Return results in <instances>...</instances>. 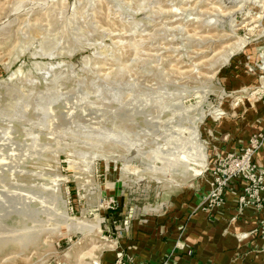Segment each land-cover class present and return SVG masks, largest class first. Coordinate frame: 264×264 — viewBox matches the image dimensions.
<instances>
[{
    "label": "rangeland",
    "instance_id": "obj_1",
    "mask_svg": "<svg viewBox=\"0 0 264 264\" xmlns=\"http://www.w3.org/2000/svg\"><path fill=\"white\" fill-rule=\"evenodd\" d=\"M263 52L264 0H0V264H78L92 243L114 246L105 264L120 206L210 187L264 103V71L245 67ZM200 146V175L152 179Z\"/></svg>",
    "mask_w": 264,
    "mask_h": 264
},
{
    "label": "crops",
    "instance_id": "obj_2",
    "mask_svg": "<svg viewBox=\"0 0 264 264\" xmlns=\"http://www.w3.org/2000/svg\"><path fill=\"white\" fill-rule=\"evenodd\" d=\"M258 107L254 126L239 132L238 141L222 153L240 152L254 135L264 131V103ZM237 131L232 129L230 135ZM254 160L264 168V145ZM242 184L225 193L221 207H209L205 199L210 187L204 185V191L173 198L169 206L154 214H134L126 205L119 208L112 214L114 222L129 221L131 228L115 234L116 248L105 264H114L119 251L133 257L135 264H264V233L260 227L264 201L239 212ZM261 196L264 200V192Z\"/></svg>",
    "mask_w": 264,
    "mask_h": 264
},
{
    "label": "built area",
    "instance_id": "obj_3",
    "mask_svg": "<svg viewBox=\"0 0 264 264\" xmlns=\"http://www.w3.org/2000/svg\"><path fill=\"white\" fill-rule=\"evenodd\" d=\"M245 67L254 75H257L259 70L264 71V52L257 58L256 64L248 59ZM263 145L264 131L254 135L245 149L238 153L226 154L216 160L215 168L211 171H217L208 180L210 194L205 199L209 207L212 205L221 207L225 203V193L236 189L238 183H243V187L240 188L242 193L238 199L239 212L257 202L264 201L261 196L264 192V168H259L254 160ZM260 227L264 233V220L261 221ZM130 228V222L126 221L122 230L127 233ZM114 264H135V260L124 251H119L115 255Z\"/></svg>",
    "mask_w": 264,
    "mask_h": 264
},
{
    "label": "bare ground",
    "instance_id": "obj_4",
    "mask_svg": "<svg viewBox=\"0 0 264 264\" xmlns=\"http://www.w3.org/2000/svg\"><path fill=\"white\" fill-rule=\"evenodd\" d=\"M48 67H46V69L44 70H50V69H54L56 68L57 66H60V63L56 66V65H53V64H49L47 65ZM214 108H211L210 111H213ZM195 127V126H194ZM9 131V130H8ZM8 131H5L6 133H8L7 135H10L11 136V131L8 132ZM195 131V130H194ZM13 132V131H12ZM2 137H0V141H5L4 139H1ZM6 138V136H5ZM191 138V137H190ZM189 138V139H190ZM177 140V139H176ZM1 143H4V142H1ZM3 149V148H2ZM1 149V150H2ZM200 152L197 153V155H190L188 158L186 157H181L179 155V151L176 152V155H177V158L175 157L174 160L172 161H169V162H164L163 161V164H162V167L161 169L160 168H155V170H160L161 173L160 175L162 177H158V175H154L152 177V179L158 183H164V184H169V186H173V187H181L184 185V183H180L179 181H177L176 177H175V170L177 171L178 169H186V171L188 170V172H191V174H185L183 175V178L184 180L182 182H185V181H188L189 179L191 178H194L198 175H200L202 173V171L206 168V163L205 162H198L196 161L197 159H199L200 157H202L204 155V151H205V148H203V146H200ZM15 149H13L14 151ZM174 154V153H173ZM160 155V154H159ZM175 155V156H176ZM164 156V155H163ZM2 157V156H0ZM5 159V158H4ZM2 159V160H4ZM167 159V158H166ZM0 159V162L2 161ZM163 158L162 156H158L156 160H154V162L156 161L157 163H160L162 162ZM155 162V163H156ZM5 163V162H4ZM7 163V162H6ZM19 163V162H18ZM3 164V163H2ZM20 165V164H19ZM154 165V163H153ZM158 174V173H156ZM186 183V182H185ZM68 219V217H67ZM71 224L73 225V227L75 228L76 231H80L82 233H87L88 231H92V230H99L100 226H99V222L97 223H94V222H82V221H74L72 222L71 221ZM69 229H70V226H69ZM79 232V233H80ZM95 232V231H94ZM90 233V232H89ZM88 233V234H89ZM17 239V238H16ZM19 239V238H18ZM27 241V240H26ZM22 242L21 241H17L15 244L18 246L20 245ZM16 246V247H17ZM82 246V245H81ZM85 246V245H84ZM114 246L112 245H108V244H104L102 246H98L97 244L95 243H92L91 244V249L89 252L87 253H84L82 250L83 249H78V256L76 255V257H78V264H89L88 261L93 259V264H99V258H96V254L98 251H102L104 250L105 248H113ZM101 256V255H100ZM75 257V256H74ZM75 257V258H76Z\"/></svg>",
    "mask_w": 264,
    "mask_h": 264
},
{
    "label": "trees",
    "instance_id": "obj_5",
    "mask_svg": "<svg viewBox=\"0 0 264 264\" xmlns=\"http://www.w3.org/2000/svg\"><path fill=\"white\" fill-rule=\"evenodd\" d=\"M124 207V205L120 206L119 208L122 209Z\"/></svg>",
    "mask_w": 264,
    "mask_h": 264
}]
</instances>
